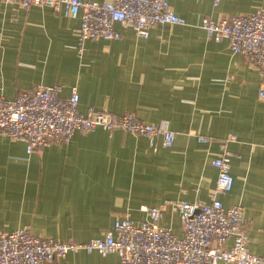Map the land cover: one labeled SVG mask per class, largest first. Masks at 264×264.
<instances>
[{"label": "crops", "instance_id": "1", "mask_svg": "<svg viewBox=\"0 0 264 264\" xmlns=\"http://www.w3.org/2000/svg\"><path fill=\"white\" fill-rule=\"evenodd\" d=\"M167 1L184 24H154L146 38L116 24L118 39H88L81 57L80 15L0 1V95L14 98L41 84L59 85L67 97L75 86L82 113L89 106L133 112L175 132L171 146L160 137L150 146L142 135L98 127L30 153L24 142L0 135V232L28 227L42 238L86 242L102 238L117 219L143 220L144 207L210 202L217 177L211 160L219 142L233 137L227 143L233 185L217 197L225 207L242 206L248 250L264 254V98L258 96L264 81L227 39L215 41L201 27L204 17L264 10V0ZM159 225L182 233L169 207ZM118 260L116 253L80 249L43 264Z\"/></svg>", "mask_w": 264, "mask_h": 264}, {"label": "built area", "instance_id": "2", "mask_svg": "<svg viewBox=\"0 0 264 264\" xmlns=\"http://www.w3.org/2000/svg\"><path fill=\"white\" fill-rule=\"evenodd\" d=\"M23 8L31 5L49 6L66 17L80 15L77 55L81 57L88 39H118L116 24L132 28L146 38L154 24L182 25L167 0H0ZM223 0H212L218 6ZM201 27L215 41L225 38L233 53L242 54L264 81V10L222 17H204ZM61 86L37 85L14 98L0 95V135L26 144L28 153L40 150L51 142H67L74 132L95 128L107 131L124 130L146 137L150 146L161 138L163 146H171L175 132L165 124H151L133 112L115 114L89 106L85 113L78 110L79 95L72 87L67 97H61ZM264 98V85L258 92ZM208 143L209 138L197 136ZM219 142V153L211 160L217 170L210 202L175 200L154 207H144L143 220L117 219L102 238L86 242L59 241L42 238L28 227L0 232V264H43L64 257L70 251L116 253V264H264V254L249 252L248 221L239 204L225 207L217 197L233 185L229 173L231 153L227 143ZM171 208L179 216L181 235L159 225L162 212ZM228 240L231 244L227 246Z\"/></svg>", "mask_w": 264, "mask_h": 264}]
</instances>
